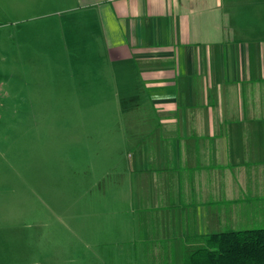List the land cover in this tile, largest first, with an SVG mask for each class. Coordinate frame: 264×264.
Segmentation results:
<instances>
[{"label": "crops", "instance_id": "obj_1", "mask_svg": "<svg viewBox=\"0 0 264 264\" xmlns=\"http://www.w3.org/2000/svg\"><path fill=\"white\" fill-rule=\"evenodd\" d=\"M0 1L21 8L10 36L40 72L36 93L21 97L37 104L33 144L47 150L77 120L78 148L98 162L97 197L115 202L108 221L138 260L181 264L200 235L264 227V0ZM85 75L96 82L88 91ZM90 92L110 109H66ZM15 231L0 214V264L87 263L73 242L34 234L23 256Z\"/></svg>", "mask_w": 264, "mask_h": 264}, {"label": "rangeland", "instance_id": "obj_2", "mask_svg": "<svg viewBox=\"0 0 264 264\" xmlns=\"http://www.w3.org/2000/svg\"><path fill=\"white\" fill-rule=\"evenodd\" d=\"M20 10L13 4L4 6L0 1V214L7 219V224L9 219L14 220L23 256L31 255L30 240L34 234L42 240L73 242L72 249L76 250L71 253L87 256L86 264L95 261L91 255L103 257L102 264H145L138 260L140 248L135 243L131 245L123 241L124 236L118 233L115 222L110 224L108 221L115 202L108 195L103 199L97 197L99 188L94 186L93 180L98 162L94 158L95 152L79 150L77 120L71 118L70 126L66 124L63 128L64 134L55 133L47 150L38 142V146L33 144L37 135H31L29 128L35 129L39 124L35 118L37 104H32L30 100L21 103V97L36 93V74L40 72L31 70L33 63H23L14 49V40L10 35L15 33L14 27L20 28V23L16 21L24 16ZM6 23L12 26L6 28ZM6 30L7 33H4ZM80 65L79 59L71 56L69 68L74 74L81 75L78 70ZM46 73L48 80L59 75L54 71ZM84 81L87 91L96 83L89 75H85ZM84 81L79 80L81 86ZM105 87L109 89L107 85ZM87 95L86 101L81 104H65L66 109L75 115L83 107L86 112L110 109L111 104L100 103L94 92ZM107 97L113 101V92L107 93ZM126 105L123 103V106ZM58 121L53 119L46 123L54 132L61 129ZM44 137L39 136L40 139ZM91 141L90 145L94 147V138ZM40 221L47 223L48 227L38 226ZM137 232H134L135 240L140 238ZM54 244L56 254L60 245ZM114 250L118 252L113 254ZM113 257L118 260L114 261ZM128 258L133 261L126 262Z\"/></svg>", "mask_w": 264, "mask_h": 264}, {"label": "trees", "instance_id": "obj_3", "mask_svg": "<svg viewBox=\"0 0 264 264\" xmlns=\"http://www.w3.org/2000/svg\"><path fill=\"white\" fill-rule=\"evenodd\" d=\"M181 264H264V227L200 235Z\"/></svg>", "mask_w": 264, "mask_h": 264}]
</instances>
